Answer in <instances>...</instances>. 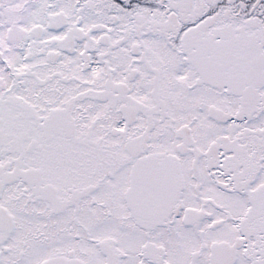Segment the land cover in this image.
<instances>
[{"label":"snow or ice","instance_id":"snow-or-ice-1","mask_svg":"<svg viewBox=\"0 0 264 264\" xmlns=\"http://www.w3.org/2000/svg\"><path fill=\"white\" fill-rule=\"evenodd\" d=\"M0 264H264V0H0Z\"/></svg>","mask_w":264,"mask_h":264}]
</instances>
